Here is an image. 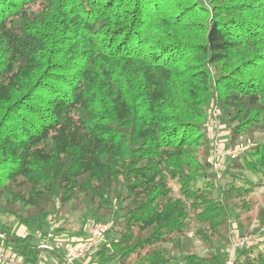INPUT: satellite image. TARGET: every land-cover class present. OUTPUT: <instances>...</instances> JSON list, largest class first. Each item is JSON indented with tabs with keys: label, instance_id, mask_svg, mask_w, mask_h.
I'll list each match as a JSON object with an SVG mask.
<instances>
[{
	"label": "trees",
	"instance_id": "16d2710c",
	"mask_svg": "<svg viewBox=\"0 0 264 264\" xmlns=\"http://www.w3.org/2000/svg\"><path fill=\"white\" fill-rule=\"evenodd\" d=\"M210 105L233 144L252 141L222 186L208 161ZM257 133L264 0H0V214L23 229L1 226L0 244L28 263L48 250L23 232H47L59 204V217H116L98 264H226L195 253L193 238L228 250L234 225L264 228V208L240 204L264 191ZM262 247L233 264H264Z\"/></svg>",
	"mask_w": 264,
	"mask_h": 264
},
{
	"label": "built area",
	"instance_id": "2783aa9c",
	"mask_svg": "<svg viewBox=\"0 0 264 264\" xmlns=\"http://www.w3.org/2000/svg\"><path fill=\"white\" fill-rule=\"evenodd\" d=\"M229 129L221 123V115L218 107L212 106L208 115L206 138L211 147L210 162L212 164V171L214 174L213 181L217 185L222 181L225 171V159L230 157L235 159L242 154L241 150H228L225 145L224 138L229 135ZM58 208L55 214H49L47 218V232L40 244L41 248L47 250H57L60 252V261L57 264H91V256L95 254L102 242L103 235L110 226L98 222L96 220H89L88 232L89 239L85 241L78 249H74L68 245L67 241L62 237L57 236L58 228ZM30 235L28 230L23 232V236ZM40 240L43 236L38 235ZM260 248L264 246V229L261 232L252 235L241 234L234 225L230 230V245L227 250L228 261L226 264H233L241 249L247 247ZM0 264H36L28 263L19 255H17L11 248L0 244Z\"/></svg>",
	"mask_w": 264,
	"mask_h": 264
},
{
	"label": "rangeland",
	"instance_id": "374dc122",
	"mask_svg": "<svg viewBox=\"0 0 264 264\" xmlns=\"http://www.w3.org/2000/svg\"><path fill=\"white\" fill-rule=\"evenodd\" d=\"M211 107L212 106L210 105L207 109V122H208V115H209V111L211 110ZM220 115H221V113H220ZM221 123L223 126H226L230 132V134L224 138L225 145L227 146L228 150H238L239 149L243 153L246 149H248L252 146V141L249 140L247 136H243V135L240 137L238 136L235 139V143L233 144L232 143L233 142L232 141L233 125L230 124L228 121H226L222 116H221ZM254 138L256 141H260V140L264 139V135H262L261 133H257ZM208 144H209V141H208ZM210 156H211V153H210ZM210 156L208 157L209 162H210ZM230 160H233V159H231L230 157H226L225 169H226L227 163ZM212 173H213V171H212ZM224 174H225V171H224ZM213 178H214V174H213ZM213 178H212V182L215 184V182L213 181ZM227 182H228V179L224 175L222 181L219 182L217 185L222 186V185H225ZM263 198H264V191L259 190V191H256L255 193L247 196L245 198V200H242L240 202V204L242 205V204L251 203V206L253 207L254 211H257L258 208H261V207L264 208ZM55 210L56 209L51 210L50 214H55L56 213ZM119 214H120V212H119ZM252 214L254 215V213H252ZM250 215H251L250 213H243L242 218L246 220V217L250 216ZM115 218L116 217H108L103 223L109 225L110 229H111L113 227V222H114ZM93 219L95 220V213L91 210L90 207H87V209L84 212H77V211L73 210L71 207L69 213H67L63 217H58V228L60 229V231L58 229L57 236L62 237V239L67 241L69 246H71L72 248H75V246L73 247V245H75L76 243L82 242V244H83L85 241H87L89 239L88 225H89V220H93ZM252 224L254 226L251 227V229L258 225L256 217H255V220L252 221ZM5 225L10 226L14 230H17L19 227V222L14 217H10V216L5 215V214H0V227L5 226ZM262 229H264V228H262ZM28 231L30 232V234H33L36 237L35 240L37 242L44 241V238L46 236V231H45V228H42V224L39 223L38 225L34 226L33 229L28 230ZM38 235L43 236L42 240H40L39 237H37ZM113 237H114V233H112V232L105 233L103 235L102 242L103 241H109ZM193 241H194V244L196 246L194 252L199 254L201 257L205 256V255H219V256H222L224 259V262L227 263V261H228L227 251H226L227 249L225 250L224 243L222 241L216 240L215 246L213 249L206 248L204 246V244L197 237H194ZM261 249H264V246ZM257 250H256V252H257ZM49 254H51V253H49ZM175 256L179 258L180 254L177 253ZM90 258H91V260H90L91 264H98L99 260L96 256V253L92 254V256ZM93 261H96L97 263H93ZM115 261H116V259L112 258L108 264H115L114 263Z\"/></svg>",
	"mask_w": 264,
	"mask_h": 264
},
{
	"label": "crops",
	"instance_id": "0c3cea01",
	"mask_svg": "<svg viewBox=\"0 0 264 264\" xmlns=\"http://www.w3.org/2000/svg\"><path fill=\"white\" fill-rule=\"evenodd\" d=\"M16 231L22 232L23 229L19 226ZM81 245H82V242H78L75 245H73V247L75 246L74 249H78ZM60 257H61L60 252H58L57 250H48L47 253H44L42 260H41V264H57L60 261ZM93 263H96V261H93Z\"/></svg>",
	"mask_w": 264,
	"mask_h": 264
}]
</instances>
